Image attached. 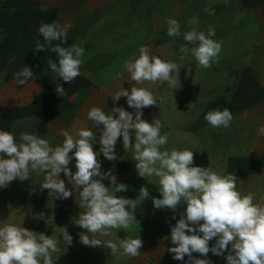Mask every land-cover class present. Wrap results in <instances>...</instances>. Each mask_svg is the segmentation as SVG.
Instances as JSON below:
<instances>
[{
  "label": "rangeland",
  "instance_id": "374dc122",
  "mask_svg": "<svg viewBox=\"0 0 264 264\" xmlns=\"http://www.w3.org/2000/svg\"><path fill=\"white\" fill-rule=\"evenodd\" d=\"M4 1L0 0V6ZM38 5L42 10L57 9V23L70 25L66 42L54 41L52 46L60 43L67 48L76 44L85 49L81 74L73 84L76 87L80 81L81 86L67 90L63 82L59 83L60 78L47 65L48 59L58 62L51 46H46V52L32 54L26 66L34 76L24 85L19 84L7 64L0 63L3 68L0 72L7 73L0 83V109L34 113L11 122L8 132L14 134L17 143L22 133H29L47 139L50 146L56 147L63 143L62 130L78 139V131L86 128L97 137L92 142L97 155H103L99 153L102 126L88 119V111L99 107L110 115L116 106L134 112L125 97L113 102L114 95L122 87L126 90L143 87L157 97L158 105L142 109V119L149 123L159 119L161 135H168V143L161 151H193L192 166L210 167L221 176L236 175L237 191L242 196L253 194V202L259 204L257 189L264 187V134L258 131L264 128V0H38ZM206 7L215 14L204 12ZM193 16L198 17V24L194 25L197 31L207 35L209 27L214 28L215 36L211 38L222 43L219 62H213L207 69L198 65L191 52L179 51L182 45L194 46L183 38L191 30L187 21ZM169 18L180 23L179 36L167 34ZM40 43L46 42L42 39ZM142 46L151 55L180 65L178 89L169 88L167 82L137 84L131 80L124 64L138 58ZM57 84L65 89L64 96L55 92ZM51 87L54 92L48 97L47 107L27 108L44 88ZM241 88L247 97L238 94ZM223 109H229L233 116L229 128L212 127L204 119L209 111ZM131 142L135 143L134 133ZM116 155V161L129 162L132 168L114 175L116 185L127 186V191L114 194L137 200L142 186L150 193L148 199L136 201V219L130 229H111L107 237L99 234L92 237L89 233L90 238L116 243V255L103 246L80 243L77 234L86 231L75 224V218L84 211L78 205L81 189L70 184L63 172L60 179L73 192L68 199L55 198L49 195V190L41 189L44 174L36 171L30 172L28 180L17 179L0 188V227L12 224L55 239L58 251L52 253L53 264H188L187 256L178 261L168 251L175 247L170 240V229L184 213L186 202L182 199L175 211L155 209L152 198H162L159 178L139 177L133 160L134 149H123L122 137L118 139ZM254 161L259 173L254 171ZM101 182L106 187H115L110 177ZM63 227L73 237L67 248L61 236ZM139 237L143 241L140 254L124 255L119 248L120 240ZM214 244L215 238L209 247ZM227 254L225 251L224 256H215L209 252L207 259L210 264H227L224 258ZM192 255L205 258L199 253Z\"/></svg>",
  "mask_w": 264,
  "mask_h": 264
},
{
  "label": "clouds",
  "instance_id": "9594fccd",
  "mask_svg": "<svg viewBox=\"0 0 264 264\" xmlns=\"http://www.w3.org/2000/svg\"><path fill=\"white\" fill-rule=\"evenodd\" d=\"M203 11L209 15L215 14L214 10L207 7ZM187 24L191 30L185 32L183 38L194 46L189 48L182 45L179 51L183 54L191 52L198 65L205 69L211 67L213 62L218 63L222 43L211 38L215 36V29L209 27L207 35L197 31L194 27L198 24L196 16L190 18ZM167 25L169 36L181 34V25L176 19L169 18ZM69 28L70 25L61 26L55 21L42 23L38 33L46 43L42 44L38 40L34 52H46V46H51L58 62L48 59V68L56 78L68 84L81 74L85 49L76 44L67 48L60 43L55 46L52 44L54 41L66 42ZM139 53L138 58L125 61L124 64L132 81L137 84H155L160 81L167 82L171 89L180 87L181 67L178 63L151 55L144 46L139 49ZM6 75V72H0V83H3L2 78ZM14 76L19 84L24 85L34 74L29 67L24 66ZM55 92L60 96L66 94L60 84L56 85ZM121 97L126 98L128 107L134 112L114 106L111 114L107 115L101 108L92 107L88 111V119L98 127L102 126L99 153L108 161L118 159L116 145L122 137L123 149H134L133 160L139 177L147 179L155 175L159 178L162 198H152L155 209L175 211L182 199L186 202L184 213L170 229V240L175 247L168 251L174 254L173 259L183 261L187 256L188 264H210L207 259L209 252L224 256L227 251L224 257L227 264H264V206L253 202V194L242 196L237 191L236 175L221 176L210 167L192 166L193 151H161V147L168 143V135H161V121L156 119L149 123L142 119V109L158 105L157 97L151 91L143 87H131L130 90L122 87L115 93L113 102L119 101ZM204 119L212 127L229 128L233 116L229 109L212 110ZM258 131L264 134V128ZM133 133L134 144L131 142ZM62 135V145L52 147L47 139L29 133H22L17 143L13 133L0 130V188L7 187L17 179L28 180L30 172L36 171L44 174L41 189L49 190V195L55 198L68 199L73 192L60 179L63 172L70 184L81 189L78 205L84 211L75 218V224L86 231L77 234L80 243L90 247L103 246L110 250L111 255H116V243L90 238L89 233L92 237L97 234L107 237L111 235V229H130L136 219V201L148 199L150 193L142 186L137 200L117 197L114 193L127 191V186L116 185L114 176L101 172V163L92 143L96 135L86 128L78 131V139L65 130H62ZM73 160L75 173L69 167ZM109 177L111 184L115 185L114 189L101 182ZM172 218L175 219V216ZM61 236L66 248L72 244L73 237L67 227L61 228ZM214 238L215 244L209 247V242ZM142 246L140 237L125 238L119 243L123 254L131 257L138 256ZM57 251V241L44 233L37 234L12 224L0 227V264H41V261L43 264H53L52 253ZM193 253L205 258L193 257Z\"/></svg>",
  "mask_w": 264,
  "mask_h": 264
},
{
  "label": "trees",
  "instance_id": "16d2710c",
  "mask_svg": "<svg viewBox=\"0 0 264 264\" xmlns=\"http://www.w3.org/2000/svg\"><path fill=\"white\" fill-rule=\"evenodd\" d=\"M57 18V9L47 8L42 10L38 5V0H5L0 6V30L3 31L1 35L2 39L0 40V63L3 66L7 64L9 70L14 73L20 71L31 59L36 42L38 40L41 42L43 39L38 33L39 26L42 23L50 24L54 21L57 22ZM0 71H3L2 66H0ZM77 78L70 84L65 83L62 79L58 81L59 83L63 82L67 90H73V88L75 89L81 86L80 81L77 83L78 85L76 84V87L73 85L77 82ZM244 91L245 90L241 88L238 94L247 97L244 95ZM51 92H54L53 87L50 89L44 88L27 108L32 110L33 107H47L46 103L47 101L50 102L48 97L51 95ZM237 96L238 95H236V97ZM53 111L54 110L50 111L51 115H53ZM30 112L31 111H28V113L21 112L19 109H0V130L8 131L13 120L34 114ZM98 160L101 163V172L110 173L111 176L126 172L132 168L129 162L116 160L108 161L103 155H98ZM69 167L71 171L75 173V160L70 162ZM99 178L100 177H94V179Z\"/></svg>",
  "mask_w": 264,
  "mask_h": 264
},
{
  "label": "crops",
  "instance_id": "0c3cea01",
  "mask_svg": "<svg viewBox=\"0 0 264 264\" xmlns=\"http://www.w3.org/2000/svg\"><path fill=\"white\" fill-rule=\"evenodd\" d=\"M249 131V130H248ZM264 156V155H263ZM257 161H258V158H255ZM264 159V158H263ZM228 161V160H227ZM254 171H255V169L257 170L256 171V173H259V171H258V165H256V163H255V161H254ZM254 183L256 184V180H254ZM255 184H254V186H255ZM256 189V187H253V189ZM257 190H259V194H258V196H257V199L259 200V204L261 205V206H264V187H259V189H257ZM255 191V190H254ZM258 192V191H257ZM257 192H256V194H257Z\"/></svg>",
  "mask_w": 264,
  "mask_h": 264
}]
</instances>
